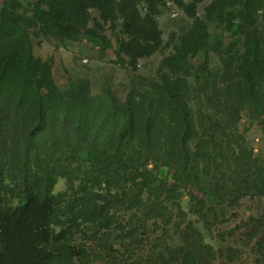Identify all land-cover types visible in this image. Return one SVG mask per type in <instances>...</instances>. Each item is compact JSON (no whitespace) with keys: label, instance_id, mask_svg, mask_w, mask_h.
<instances>
[{"label":"trees","instance_id":"obj_1","mask_svg":"<svg viewBox=\"0 0 264 264\" xmlns=\"http://www.w3.org/2000/svg\"><path fill=\"white\" fill-rule=\"evenodd\" d=\"M167 1L185 7L193 21L180 36L171 35L172 48L163 57L159 77L140 89L130 88L123 123L114 139L78 138L71 120L50 119L49 115L58 118L68 111L62 107L77 103L78 97L72 101L55 98L58 94L49 68L33 55L30 32L43 40L51 34L64 41L95 37L99 21L89 27L90 12L95 9L102 22H120V54L137 66L140 59L164 51L157 16ZM25 2L33 4L30 11L22 6ZM204 2L209 3V17L216 16L228 32L235 29L225 42L211 45L208 28L195 13ZM228 3L0 1V264H76L86 258L87 251L73 243L75 234L90 229L87 226L109 232L119 206L130 207L128 194L122 192L55 195L58 178L66 177L61 165L64 148L88 146L94 165L104 175L123 180L133 175L142 187L148 185L150 162L173 163L180 188L185 190L198 178L197 157L190 147L193 139L201 137L199 151L208 149L220 142V136L234 135L243 112L256 115L262 111L264 0H239L240 10L225 19ZM201 50L207 52L205 63L192 65L188 57ZM29 98L36 102L34 111ZM10 177L18 185L6 184ZM8 196L17 203H8Z\"/></svg>","mask_w":264,"mask_h":264},{"label":"rangeland","instance_id":"obj_2","mask_svg":"<svg viewBox=\"0 0 264 264\" xmlns=\"http://www.w3.org/2000/svg\"><path fill=\"white\" fill-rule=\"evenodd\" d=\"M22 6L30 11L33 4ZM208 6L207 2L196 6L197 18L207 26L211 45L225 42L235 29L228 32L216 16L209 17ZM239 10V0H229L225 19ZM158 11L164 51L140 59L137 66L120 54V22H102L95 9L89 23L90 28L100 23L95 37L64 41L51 34L43 40L30 32L33 55L49 68L55 98L78 97L77 103L62 107L68 111L49 118L60 123L71 120L78 138L114 139L130 88L140 89L159 77L163 57L172 48L171 35L180 36L193 21L185 7L168 1ZM206 56L201 50L188 60L199 66ZM28 104L34 111V99L29 98ZM233 132L232 137L220 136V142L200 151L201 137L193 139L190 147L197 157L198 178L185 190L173 163L150 162L148 185L142 187L133 175H125V180L104 175L94 165L88 146L64 148L61 165L66 177L58 178L55 195L122 192L130 201V207L119 206L109 232L87 226L90 229L75 234L73 243L87 251L76 264H264V108L256 115L243 112ZM10 183L18 185L14 177L6 181ZM6 199L17 203L10 196Z\"/></svg>","mask_w":264,"mask_h":264}]
</instances>
